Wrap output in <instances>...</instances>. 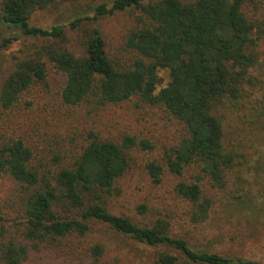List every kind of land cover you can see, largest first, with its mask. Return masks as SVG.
I'll return each mask as SVG.
<instances>
[{"label":"trees","instance_id":"trees-1","mask_svg":"<svg viewBox=\"0 0 264 264\" xmlns=\"http://www.w3.org/2000/svg\"><path fill=\"white\" fill-rule=\"evenodd\" d=\"M67 1L0 0L1 27L42 39L7 68L0 85V107L11 108L22 93L44 83L49 68L63 77L58 97L64 106L86 100L105 106L137 97L148 105L164 107L184 127L182 139L164 152L166 169L180 176L190 166L199 167L191 181L175 184V194L190 203L191 220H206L213 202L203 195L201 181L207 179L213 188H224L226 171L243 156L224 143L220 110L238 102L253 85L250 69L258 60L261 29L242 11L245 0H112L91 5V15L75 16L68 22L49 27L30 22L36 11ZM126 10L140 14L125 39L132 59L122 65L108 57L96 22ZM7 35L0 39V50L17 38ZM71 39L76 40L75 49L68 46ZM161 70L167 73L165 84ZM134 147L147 150L152 145L129 135L114 141L88 132L78 153L65 164L62 156L54 155L51 170L46 171L33 164L32 150L21 137H6L0 131V178L7 175L12 182L22 218L14 234H9L0 209V264L23 263L27 247L19 237L40 243L71 233L81 236L90 221L176 252H158L155 264H264L194 250L185 239L157 226H140L110 213L104 197L117 190L116 180L130 166L127 151ZM145 169L154 184L160 183L162 164L148 161ZM238 203L245 207L254 201L245 194ZM89 251L97 257L103 247L93 244Z\"/></svg>","mask_w":264,"mask_h":264},{"label":"rangeland","instance_id":"rangeland-1","mask_svg":"<svg viewBox=\"0 0 264 264\" xmlns=\"http://www.w3.org/2000/svg\"><path fill=\"white\" fill-rule=\"evenodd\" d=\"M111 1L70 0L36 11L30 22L49 27L75 16L91 15V5ZM242 11L261 29L256 47L258 60L250 69L253 85L246 88V94L238 102L225 104L220 113L224 143L243 156L237 157L236 165L226 171L224 188H213L207 179L201 181L203 195L213 202L206 220H191L190 203L175 194V184L179 180L191 181L199 167L190 166L180 176L166 169L164 152L182 139L184 127L162 106L148 105L137 97L105 106H95L90 100L64 106L58 97L63 77L49 68L44 83L22 93L11 108L0 107L1 133L21 137L32 150L33 164L46 171L51 170L54 155L62 156L61 162L65 164L78 153L88 132L114 141L123 135L145 139L152 147L127 151L130 166L116 180L117 190L104 197L106 209L140 226H157L173 237L183 238L194 250L264 262V0H245ZM139 14L126 10L102 16L96 22L108 57L118 64L127 65L132 59L125 39L137 25ZM10 33L17 38L0 50V85L15 57H23L42 43V39L0 26V39ZM71 40L68 46L75 49L76 40ZM159 75L165 84L166 71L161 70ZM148 161L163 166L158 184L151 181L145 169ZM12 186L7 175L0 178V209L9 234H14L22 221ZM245 194L254 201L253 205L242 207L238 203ZM19 241L27 247L22 264H155L156 254L170 249L147 245L115 232L100 221H90L88 231L81 236L71 233L40 243L19 237ZM93 244L103 247L102 255L95 257L90 253Z\"/></svg>","mask_w":264,"mask_h":264}]
</instances>
